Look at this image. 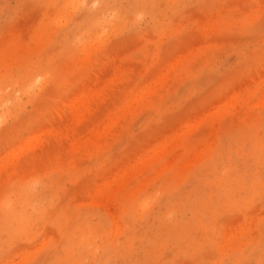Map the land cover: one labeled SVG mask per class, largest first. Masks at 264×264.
I'll use <instances>...</instances> for the list:
<instances>
[{"label": "rangeland", "instance_id": "rangeland-1", "mask_svg": "<svg viewBox=\"0 0 264 264\" xmlns=\"http://www.w3.org/2000/svg\"><path fill=\"white\" fill-rule=\"evenodd\" d=\"M0 171V264H264V0H0Z\"/></svg>", "mask_w": 264, "mask_h": 264}, {"label": "bare ground", "instance_id": "bare-ground-1", "mask_svg": "<svg viewBox=\"0 0 264 264\" xmlns=\"http://www.w3.org/2000/svg\"><path fill=\"white\" fill-rule=\"evenodd\" d=\"M93 82H94V81H93ZM95 83H96V82H95ZM89 85H91V83H89ZM86 87H87V86H86ZM86 89H87V88H86ZM86 89H85V90H86ZM100 89H101V88H100ZM82 93H83V92H82ZM85 93H86V91H85ZM98 93H100V92H98ZM91 95H92V94H91ZM94 95H95V94H94ZM94 95H93V96H94ZM96 95H98V94H96ZM98 96H99V95H98ZM100 96H101V95H100ZM77 97H78V95H77ZM90 97H92V96H90ZM90 97H89V98H90ZM81 98H82V96H81ZM77 99H78V98H77ZM86 99H87V98H86ZM79 100H80V98H79ZM75 101H76V100H75ZM81 102H83V101H81ZM81 102H80V103H81ZM72 103H73V102H72ZM80 103H79V104H80ZM81 104H82V103H81ZM85 104H86V103H85ZM66 105H67V104H66ZM75 105H76V104H75ZM68 106H69V105H68ZM71 106H72V104H71ZM76 107H77V106H76ZM83 107H84V105H83ZM13 148H14V147H13ZM9 151H10V150H9ZM10 152H12V151H10ZM3 153H4V152H3ZM15 153H16V152H15ZM6 162H7V161H6ZM6 162H5V163H6ZM2 163H3V162H2ZM2 163H1V164H2ZM5 165H7V164H5ZM17 169H18V167H17ZM0 172H1V171H0ZM1 178H2V177H1ZM1 180H3V179H1ZM72 223H73V222H72ZM72 223H71V224H72ZM74 223H75V222H74ZM77 223H78V222H77ZM80 223L83 224L82 222H80ZM67 224H69V223H67ZM78 224H79V223H78ZM84 226H85V225H84ZM70 227H71V226H70ZM70 227H68L69 230H70ZM78 227H80V226H78ZM88 227H89V226H88ZM71 228H72V227H71ZM80 228H81V227H80ZM73 229H74V228H73ZM82 229L84 230V227H83ZM67 230H68V229H67V227H66V231H67ZM69 230H68V231H69ZM83 230H81V231H83ZM81 231H80V232H81ZM88 231H89V230H88ZM76 233H77V232H76ZM76 233H75V234H76ZM78 233H79V232H78ZM78 233H77V234H78ZM83 234H84V233H83ZM68 238H69V237H68ZM65 239H67V238H65ZM67 240H68V239H67Z\"/></svg>", "mask_w": 264, "mask_h": 264}]
</instances>
